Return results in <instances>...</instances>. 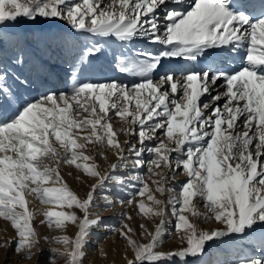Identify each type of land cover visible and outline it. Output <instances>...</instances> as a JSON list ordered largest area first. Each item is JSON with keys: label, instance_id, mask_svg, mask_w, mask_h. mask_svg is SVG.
Masks as SVG:
<instances>
[{"label": "snow or ice", "instance_id": "6c2138e0", "mask_svg": "<svg viewBox=\"0 0 264 264\" xmlns=\"http://www.w3.org/2000/svg\"><path fill=\"white\" fill-rule=\"evenodd\" d=\"M21 19L38 30H10ZM106 48L115 75L84 77ZM61 166L94 180L83 196ZM116 203L159 218L146 242L127 211L119 227L93 211ZM0 219L15 233L0 248L37 264H84L100 226L125 264H189L229 236L255 254L227 264H264V0H0ZM173 220L181 243L164 250Z\"/></svg>", "mask_w": 264, "mask_h": 264}, {"label": "rangeland", "instance_id": "374dc122", "mask_svg": "<svg viewBox=\"0 0 264 264\" xmlns=\"http://www.w3.org/2000/svg\"><path fill=\"white\" fill-rule=\"evenodd\" d=\"M25 23H27V22L22 20V19L18 20L15 25L11 26L10 30H12V31H23ZM57 23H59V21H57ZM53 30L55 31V30H57V28H53ZM105 52H106V49H105ZM99 57H102V56H99ZM97 59L98 58H96V60ZM96 60L95 61L92 60L91 63L87 64L86 77L91 78V79H96L95 76L92 74V67L94 65L93 62H96ZM163 62H166V61H163ZM121 78H123V77H121ZM100 79H104V78H100ZM113 126L117 127V128L119 127L118 118L113 121ZM120 139L123 140L124 136L121 135ZM106 155L108 157L107 161H105L104 159L99 158V157H97V159H96V163L98 165H100L101 171H103L106 167H108V164H110L111 162H114L116 159L115 156L111 152L106 153ZM144 171L145 172L147 171L146 167H145ZM61 173L69 182H73L71 184H74V186L78 185V182H80V180H83L86 183L85 185L87 186V187L85 186V188H84L85 189L84 193H86V188L88 190L89 186L94 182V180L92 178L87 177L82 172L75 169L74 166H61ZM77 177H79V179H77ZM176 179L178 181H183L184 177L182 175H178L176 177ZM149 183H150V181H149ZM74 189H76V187ZM84 193L82 194V196L84 195ZM78 195H80V194H78ZM121 195L123 196L124 194L122 193ZM124 198L127 199L126 196H124ZM28 199L31 200L30 197ZM32 202H33V204H32ZM118 205H119V203H116L112 207L108 208V210L110 209L112 212L108 216L107 215L105 216V220H104L105 223L115 224L117 227H119V213L121 212L122 209L121 208L116 209V207ZM34 206H40V205L38 204V201H36L32 198L30 207H34ZM126 209L128 210L129 215L132 217L131 221H126V222H129L131 224V226H135L136 233H137V239L142 241V242H146V237L139 235L140 232L142 231V229L140 228V225L143 224L149 231H154L155 224L159 222V218L149 219V218L143 217L142 215L138 214L137 210L134 209L133 207H126ZM105 210H107V209H104V208H98V209L94 208L93 209V211H98V213L103 217L106 214ZM123 212H125V211H123ZM169 216H170V214H169ZM40 219H42V217L36 218L35 226H36L37 230L39 231V233L41 234V236H43L45 234H47L49 236L58 234V233L49 231L46 226L40 225L39 224ZM170 219H171V217H170ZM192 220L196 223V218L195 219L193 218ZM198 220H199V226L198 227L203 228V229L209 228L208 225L206 223H204L202 220H200V219H198ZM171 227H172L171 237L169 238L166 236L163 244L161 245L162 249H164V250L176 248L181 243L178 240V238L176 237V234L174 231V220H173ZM102 228H103V231L101 232V234L104 238H105V236L107 237L109 235L108 237H110L112 243L120 242L121 244L122 243L125 244V241L123 239H121L117 234H115L113 236L114 233H112V232L106 233L105 228L104 227H102ZM4 229L10 230V232L13 233L12 236L15 235L14 230L10 227V225L7 222L0 219V231L2 232ZM75 231H76L75 226H72V225L67 226L66 233L68 235H73L75 233ZM92 232H93V229H92ZM3 238L4 239H2L0 242L6 240L5 236ZM104 238L101 239V242L103 241ZM90 241H91V237H90ZM219 244H220L219 240L209 242V244L205 248L204 256L202 258H199L198 261H194V260L190 259L189 264H227L228 261H226V259L228 260L229 258L232 257L231 254L233 251L231 249L230 250H222V251L220 249L218 250ZM243 245L244 244H242V246H241V244L239 245L240 249L244 248ZM41 246L45 249V255H46L47 250L50 246L56 247L57 245H48L43 240H41ZM13 248H14V245L12 248H8L5 250H3V248H0V264L3 262V260H5L7 258H9V260H11V261H6L5 264H7L9 262L11 264H17V262H18V264H37L35 257H33V259L31 261L21 260L20 257L13 251ZM90 248L91 247H89V249ZM86 250H87V248H86ZM86 253H87V256L84 260V264H97L96 261L99 259H103V263H105V264H121L120 262H117L113 258L109 262H107V259L105 257H100L98 254L95 253V250H91V252H90V253H92L91 255H89L90 253H88V252H86ZM13 257L15 260H12ZM236 257L237 256L235 255L232 259H235ZM92 259H95V260L93 261ZM39 264H46V261L44 260L43 257H41ZM60 264H63V261H61ZM124 264H125V261H124Z\"/></svg>", "mask_w": 264, "mask_h": 264}, {"label": "bare ground", "instance_id": "6f19581e", "mask_svg": "<svg viewBox=\"0 0 264 264\" xmlns=\"http://www.w3.org/2000/svg\"><path fill=\"white\" fill-rule=\"evenodd\" d=\"M61 23L62 22H59V23H57V21L54 22V24L55 25L57 24V26H59ZM64 27L66 28L67 26H64ZM27 28H33L34 30H38L37 26L28 25L27 23H25L24 29H27ZM109 43H112V42L109 41ZM150 47H152L154 49V48L159 47V46L153 45ZM110 51H111V49L106 48V52H105L106 55H102V57H98L97 60L96 59L93 60V61L96 60V62H93L94 65L92 67V74L95 76L96 79L108 78V77L115 75L114 70L112 69V66L110 64L109 57L107 55V53H110ZM176 63H178V61H166V62H162V65L176 64ZM86 67H87V65L84 66V68H83V76L84 77H86ZM52 71L54 73V75L51 77L53 83H56L58 85H63L64 80H65L66 69H64L62 65L57 63V64L52 65ZM161 71H163V67L161 68ZM86 78H88V77H86ZM60 90H64V87L62 86L60 88ZM213 94H215V93H213ZM221 103H222V101H221ZM64 179H66V178L64 177ZM66 182L68 183V185L72 189H74L76 187V189H74V190L76 191L77 194H80L82 196V194L84 193V190H85L84 188L86 186L85 185L86 183L83 180H80V182H78V185H76V186H74V184H71L73 182H69L68 180ZM86 191H87V188H86ZM30 199H31L30 201H32V197H30ZM32 204H33V202H32ZM117 208L122 209L120 213H122L123 211L128 212V210L126 209V206H122L119 204L116 207V209ZM201 211H203L202 207H201ZM94 212H98V211H94ZM111 212L112 211L110 209L105 210L106 214L104 215V220H105V216L106 215L108 216L109 214H111ZM169 214H170V212H169ZM170 217H171V215L168 218L170 219ZM190 219L192 220L193 218L190 217ZM196 224L199 226L198 218H196ZM206 224L208 225L209 228L214 227V226L219 227V225H214L213 221H211V220L208 221V223H206ZM102 227L103 226L93 228V232L91 235V241L87 246L86 252L90 253L91 250H95V253L98 254L100 257H105L107 259V262H109L113 258L117 262L124 264L125 253L127 254L128 257H131L132 256L131 251L126 248V245L124 243H122V244L120 242L112 243L110 237H108L109 235L107 237L105 236V238H104L101 234V232L103 231ZM132 227L136 231L135 226H132ZM108 232L109 231L106 230V233H108ZM12 235H13V233L10 232V230L4 229L2 232L0 231V241L2 239H4L3 238L4 236H5V239H7L8 237H12ZM114 235H115V233L113 234V236ZM102 238H104V239L101 242ZM219 243L220 244H219L218 250L220 249L222 251V250H230L231 249L233 251L231 254L232 257L229 258L228 260L226 259V261H229L235 255L236 256H250V255L255 254L254 250H253V246H254L255 242L251 238L246 239V240H241L240 238H238L236 236H229V237L224 238L223 240H219ZM240 244H241V246H242V244H244L243 249H240V246H239ZM89 247H91V248L89 249ZM3 250H5V249L3 248ZM101 251L103 253H105V255H101ZM91 254L92 253H90L89 255H91ZM12 260H15L14 257ZM92 260L94 261L95 259H92ZM6 261H11V260H9V258H7V259L3 260V262L1 264H5ZM96 263L97 264H105V263H103V259L97 260ZM7 264H11V263L9 262Z\"/></svg>", "mask_w": 264, "mask_h": 264}]
</instances>
